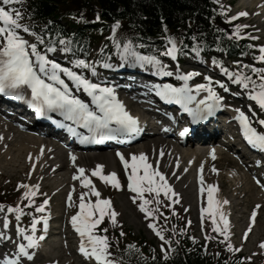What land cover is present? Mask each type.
Returning <instances> with one entry per match:
<instances>
[{
    "label": "snow or ice",
    "instance_id": "snow-or-ice-1",
    "mask_svg": "<svg viewBox=\"0 0 264 264\" xmlns=\"http://www.w3.org/2000/svg\"><path fill=\"white\" fill-rule=\"evenodd\" d=\"M17 3H22V0H0V96L26 103L30 109L34 110L37 117H49V114L53 113L58 115L62 119L56 120L55 123L71 135L78 137L80 144L117 140L125 136H134L142 131L138 117L132 115L118 98L116 86L101 83L99 79L94 81L85 75L84 70H87L91 77H98V65L106 70L127 67L151 72L156 77H175V80L180 82L179 86L162 82L146 84L143 87L154 93L159 100L179 105V110L190 117V125H199L202 121L213 117L218 109L226 107L222 103L224 96L218 94L211 77L205 76V82L192 85L189 82L199 73L181 72L178 66L174 70H169L168 64L162 58L167 57L171 61H178L180 53L188 55V52L184 50L189 46L185 43L183 35L170 34L166 24L162 25L163 34L160 37L162 48L153 47L151 51L145 53L141 51L145 48L143 43L127 36L123 38L118 36V30L122 25L120 20H115L110 26V34L106 37L114 51L110 54L107 51L108 44H105L104 47L98 49L100 56L90 61L79 58L81 54L87 55V48L82 41L74 35L50 27L53 23L51 20L43 26L39 33L30 25L21 23L22 12L11 7ZM224 12L226 9H223L221 14ZM247 15H249L248 12L239 11L235 15L228 16L227 21H235ZM73 18L76 19V17ZM78 19L83 20V15L81 14ZM95 20H100L98 14ZM244 27L247 25H235L230 35L240 39L239 30ZM21 32L30 35L33 40L30 41ZM190 39L193 41L190 51L195 54L196 58H199L203 41L198 40L196 35H192ZM251 39H257V37H251ZM249 47L258 48L259 54L254 55L253 59L257 62H264V45H249ZM52 53L63 54L66 59L68 54H72L73 58L68 60L71 66H65L56 59L50 58L49 54ZM113 55L116 57V62H112ZM212 62L224 76L231 79L232 84L243 89L248 99L254 102L261 113H264V67H256L252 64L241 65L240 62H234L238 67L230 70L215 59ZM74 69H80V71ZM215 84L225 92L229 91L222 81L217 80ZM81 92L88 98L87 100L78 95ZM202 93L205 94L201 95ZM234 111L236 114L233 119L238 122L243 139L252 149L262 154L261 158L256 161V165L258 167L264 165V130H258V127L254 126L258 125L259 128L264 129V118H259L255 112H251V106L249 108L251 115L246 114L240 108H235ZM77 129H85L87 135L78 132ZM189 131L190 128L185 126L179 135L184 137ZM40 154H43V148ZM115 155L125 169L127 189L135 194L131 196L132 202L137 204L139 201L137 204L139 211L144 214L146 220L151 218L147 226L162 241L161 258L167 261L176 249L172 245V239L165 237V230L158 228L155 221L159 216L167 223V215L161 210L162 207L172 209L171 215H176L173 205L180 202V195L174 191L166 174L161 171L159 159L150 162L144 152L132 153L130 159L120 151H116ZM160 156H164L163 150ZM209 156L215 160L214 149L209 152ZM69 158L75 164L76 157L70 153ZM28 159L32 160L31 153ZM175 164L177 168L180 166L179 158L176 159ZM188 164L191 165L192 161L189 160ZM35 168L36 164L33 162L28 172L29 176ZM103 169V164H97L90 170L91 176L98 177L104 184L120 190L122 186L117 173L113 171L105 174ZM203 169L204 163L201 162L197 176L201 193L205 192ZM187 171L188 168H184V172ZM211 171L218 174L215 165L212 166ZM173 175L177 179L180 178L175 170H173ZM72 179L79 181L83 189L79 193L77 210L69 218L72 229L80 238L79 253L85 260L94 261L95 264H118L117 260L112 259L109 238L101 234L106 233L107 229L99 227L105 218H108L112 225L117 224L116 218L119 214L114 209L111 199L101 197L100 191L86 174L85 168L77 166ZM256 183L264 189V181L257 178ZM17 188L24 190L20 201L26 200V204L22 206L20 202L15 205L0 203V264H34L36 251L40 243L45 240L49 228L50 213L47 206L50 204V198L39 192L40 185L38 183H18ZM74 191L75 187L67 195L68 207L73 206ZM206 191L207 207L200 208L202 228L205 214H207L211 220L212 231L223 237L219 243L224 244L226 251L230 253L240 252L243 245L235 247L231 243L229 220L222 210L224 205L229 204V201L227 199L218 200L214 197V193L218 191L214 184H208ZM145 193H148L151 198H147ZM161 194H163V200ZM37 195L45 196L39 204L34 199ZM92 197H95V200ZM164 200L167 203H164ZM149 205L153 207L150 208ZM261 207V204H256L252 208L242 240H247L255 224L258 209ZM30 208H34V212L25 211ZM184 211L187 212L188 209L185 208ZM10 214L14 216V224L10 219ZM25 215L30 217L27 225L22 224V217ZM187 223L191 224V220ZM41 224L42 229L38 232V225ZM185 231V228H180L179 234L183 235ZM172 233L173 236L177 234L175 225L172 226ZM120 235H124L123 231ZM188 238L193 243L196 242L195 237ZM214 238L216 237L205 234V241ZM176 244H179L178 238ZM258 247L264 249V241H261ZM204 248L206 251L207 244ZM125 251H134L139 254L140 258H143V254L135 244H128ZM151 259L153 261L157 259L154 250ZM251 259V256L244 257L237 264H243L244 260L251 261Z\"/></svg>",
    "mask_w": 264,
    "mask_h": 264
},
{
    "label": "trees",
    "instance_id": "trees-1",
    "mask_svg": "<svg viewBox=\"0 0 264 264\" xmlns=\"http://www.w3.org/2000/svg\"><path fill=\"white\" fill-rule=\"evenodd\" d=\"M24 2L36 15L41 13L49 16L73 7L78 8L81 3H88L89 14L94 10H100L106 19L120 20L122 26L129 25L142 37L150 38L145 41L152 44L160 42V38L154 39L163 34L162 25L166 24L169 33L183 35L185 43L193 42L190 37L196 35L198 40L203 41L201 48H208L215 43H225L227 46V40L222 38L218 28L227 31L229 26L222 22L218 12L214 13V4L209 0H24ZM85 16L86 19L93 17L87 13ZM83 28L87 30L86 26ZM123 30L121 27L118 31ZM98 31L104 33L107 27L102 25ZM98 31L95 33L100 34ZM120 34L118 32V35ZM114 234L117 242L111 243V246L116 244L118 247L120 240L124 241L131 236L126 231V235L122 237L115 229ZM181 242L180 246H174L176 251L167 261H150L148 255H145L138 263L139 256H130L133 251L127 252V256L124 251L122 257L129 258L130 264H237L233 260L227 261L222 255L214 256L211 251H205L200 244L193 243L186 237H183ZM138 243L142 247H148L143 241ZM126 246L127 244L122 249H126Z\"/></svg>",
    "mask_w": 264,
    "mask_h": 264
},
{
    "label": "rangeland",
    "instance_id": "rangeland-1",
    "mask_svg": "<svg viewBox=\"0 0 264 264\" xmlns=\"http://www.w3.org/2000/svg\"><path fill=\"white\" fill-rule=\"evenodd\" d=\"M248 1L250 0H232V2H234V5H232L231 8L235 10V8L243 7L247 5L246 3ZM254 5L252 4L251 7H253ZM263 17H264V13L261 15V18H259V21L262 20L261 22L262 27L261 25L258 27H254L253 26L254 22H252V24H249L248 29L252 30V33H253L251 34L252 36H256L258 32H262L264 36V18ZM9 142H11V140H9ZM16 142L18 143L17 140ZM10 147L13 148V150L15 151V149L18 146L11 144ZM10 147L6 150L7 155L5 157L2 156L1 158L4 163L9 161L10 158L14 156V153H16V152L10 151L9 150ZM184 148L195 150V148L193 147L191 148L190 145H186L184 146ZM16 151L19 152V149L17 148ZM110 153L112 154V152ZM88 154H92V153H88ZM94 154H98V153H94ZM22 156H23L22 153H20L17 156L18 159L16 163L20 162L22 169L20 168L21 170H16V173L11 171V170H15V167H12L11 170L8 169L6 171L2 166H0V183L6 182L9 184H12L15 186V189H17L18 181L25 179V170L27 168V167H24ZM127 158L130 159L129 156H127ZM189 158H191V156ZM186 160H184V162ZM90 161H94V160L92 159ZM90 161L88 162L86 166H87V171L91 174L90 170L95 168V166L93 165V162H90ZM236 164L238 163H236V161H234L229 156V154L227 156V153H223L221 159L219 158L213 164L219 169L218 174H216V176L214 177L217 183L220 184L219 200L227 199L229 201V204L224 205L223 208L226 207L228 210V213L230 212L232 214V218H231L232 220H230V223H231L230 226L232 227L233 234H234V237L232 238V243L234 246L240 245L242 243L240 241V235L242 233V230L246 226V221L249 217V213L256 204H259L258 199H256V196L258 194L257 189L255 188L254 190H248V187L250 185L251 186L253 185L249 174L246 173L244 170H241V171L237 170L235 167ZM102 171L106 173L104 170ZM189 175L191 177L190 173ZM52 181L56 182L55 180H52ZM55 185L56 183L53 185L51 184L50 187H54ZM95 186L98 189V191H100L101 197L111 199L114 209L119 214L118 220L121 223L117 225L118 227L126 226L135 235H144L147 238L148 236H151V233L148 230L149 227L147 226L148 220L144 218V214L141 213L137 207V204L139 203V201H137V204H134L132 202V199H131L132 194H128L125 191H118L116 193H112L111 191H115L116 189H114L111 185L104 184L99 179L95 181ZM187 186L190 187V189L185 188L186 190L190 191V201L188 202L187 199L184 201L181 200L180 210L185 209V208L190 209V207L194 205L192 181ZM80 192H78L77 198H79ZM18 198H20V196L16 197V200ZM61 199L62 197L61 198L59 196L57 197L58 204L61 203ZM92 199L95 200V197H92ZM53 203H55L54 200H53ZM261 204H262V207L258 209V215H257V218H258L257 221L259 224L257 223L258 225H256L253 231L249 234L248 240L246 241V243L244 242L242 243L243 245L242 251L247 255V257L251 256L255 264H260V263L264 264V249H260L258 247L259 243L263 240L262 228H264V201ZM60 206L62 207V204ZM152 206L153 205H150V207ZM76 210L77 209L75 208L74 211ZM194 211H195V208L194 210L190 209L187 217L183 216V220L186 223L189 220H191V224L187 223V225L191 229L193 234L198 236L199 239L201 237L204 240H205V234H207L210 237H216V239L220 238V237H217L216 233L212 231L210 225H208L205 228V230L199 234V230H198L199 226H198L197 219L195 218ZM60 212L62 213L61 210ZM208 222L210 223L209 220ZM58 238H59V235H56L55 239H58ZM152 239H155V238L152 237ZM216 239L214 238L208 241H216ZM219 240H221V238L217 240L218 243H219ZM160 241L161 240L158 237L155 239V242L158 245L161 243ZM219 244L221 245V247L225 246L224 244H221V243ZM61 254L62 255L59 256L60 262H61L60 264H81L75 260L74 254H70L69 251H62ZM52 258L54 257L48 258V260Z\"/></svg>",
    "mask_w": 264,
    "mask_h": 264
},
{
    "label": "bare ground",
    "instance_id": "bare-ground-1",
    "mask_svg": "<svg viewBox=\"0 0 264 264\" xmlns=\"http://www.w3.org/2000/svg\"><path fill=\"white\" fill-rule=\"evenodd\" d=\"M256 1L257 0H250V1L247 2V4L251 6L252 4L254 5L256 3ZM11 139L12 140H16V137L11 138ZM12 140H11V144L17 145L18 146L17 148L19 149V152L16 151L17 148L14 151L13 148L10 147L11 144L9 143V139L0 137V166H2L6 171L8 169L11 170L12 167H15V170H11V171H13L14 173H16V170H21L22 169L20 162L16 163V161L18 159L17 156L20 153H22L23 154L22 158H24V155H25L24 153H26V150L32 151L34 149V146H32V143L34 144L35 142L28 135H24V136L23 135H18L17 136V141L21 145L19 143H17L16 141H12ZM164 141L165 140L162 139V138L149 137L148 140H147L146 145L144 146L145 143L143 144V149H148V148L151 149L149 146H151L152 149L157 147V150H155V153H156V156H159V157H160L161 150H163L165 156L161 158L162 159V168H166L167 167V163H164V158L165 157H167L168 159H170V157L172 155L173 156H176L178 153H180L179 154L180 155L179 159H181V158L183 159V158H186V157H189V156H195L194 155L195 152H193V149H184L183 147L181 148L180 152H175L174 150L172 152H168L169 151L168 150L169 148L166 147L165 144H167V143H164ZM28 142H30V143L27 144ZM9 147H10V149H9L10 151L16 152V153H14V156L11 157L9 161H7V162L4 163L1 158H2V156L5 157L7 155V152L6 151H3V149H6L7 150ZM48 153H49L48 151L44 150L42 156L39 157V159L37 160V162L38 161H43L45 163V165H47L48 160L44 156H47ZM56 156L57 157H60V154H57ZM199 156L200 155H198V157ZM215 156H216V154H215ZM216 157H218V156H216ZM79 159L82 162V164H84L83 167H85L86 166L85 164L88 161L92 160V159L95 160V165H97V164H103L104 165V169L107 172H113L114 167H115L113 165L112 155L110 153H106V152H99L98 154H94V153H92V154H86L85 156L82 155V156H80ZM195 160L196 161H199V162H203L204 163V167L206 168L205 165H207L208 163H210V162H207V161H211L212 162L213 159L210 158V159H207V161H202L201 158H195ZM66 168H67V164H66V162H63L58 169L54 170L52 176H54V174L56 175L57 172H59V174H60L61 170H65ZM38 171H39V168L37 166V169H35L34 174H36ZM185 180H186V182L189 181V179H185ZM69 182H71V181H68V183ZM248 190H254V188L250 185L248 187ZM184 196H185V199H187L188 202H189V200H190V191L186 190L184 192ZM256 199H258L259 201L261 200V202H262V201H264V195H260ZM229 214H230V217H231L232 214L230 212H229Z\"/></svg>",
    "mask_w": 264,
    "mask_h": 264
}]
</instances>
